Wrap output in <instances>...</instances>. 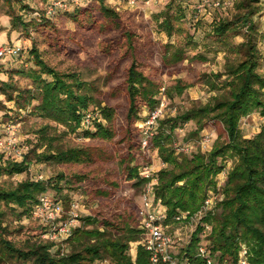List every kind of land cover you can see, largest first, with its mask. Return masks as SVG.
<instances>
[{
    "label": "rangeland",
    "instance_id": "1",
    "mask_svg": "<svg viewBox=\"0 0 264 264\" xmlns=\"http://www.w3.org/2000/svg\"><path fill=\"white\" fill-rule=\"evenodd\" d=\"M101 1L117 14V19L100 14ZM55 2H64L66 7L61 11L60 4H54L58 9L48 14V5ZM177 7L184 18L176 23L179 32L169 39L156 19L166 11L173 14ZM244 15L255 24L253 37L261 56L257 72L264 77V0H0V51L4 52L0 57V84L13 86L12 96L25 97L20 99V108L0 95V143L4 145L0 168L25 157L30 164L23 174L0 176V187L12 190L21 182L40 180L47 186L45 195L61 203L62 214L54 222L57 227L68 223L73 214L77 216L70 239L60 236L50 241L51 225L34 213L23 214L22 209L1 205L3 239L20 249L53 243L52 253L63 256L82 252L100 241L95 231L102 232L104 239H114L122 238L129 228L140 230L139 209L145 196L153 195L157 173L172 169L163 164L151 143L144 146V142L156 134L162 122L213 103L215 98H229L224 86L226 66L244 59L242 44L247 41L248 29L238 20ZM18 18L27 26L20 25ZM221 21L233 22L236 28L217 37L213 28ZM127 34L132 36L130 42ZM188 39L195 45L189 46ZM12 47L20 49L13 57L7 54ZM178 48L184 56L174 61L171 53ZM32 49L49 68L77 76L97 104L115 112L113 140L86 138L83 130L70 134L63 126L33 113L40 104L39 93L33 81L21 73L39 71ZM131 54L139 70L155 84L159 104L149 112L140 103L139 120L128 123L126 76ZM42 78L52 80L47 75ZM26 91L36 98L29 105ZM151 113L158 115L153 128L147 125ZM263 123L257 113L243 118L239 124L241 137L253 138ZM227 144L222 124L210 116L203 121L202 130L195 121L178 123L170 147L178 158H191L195 154L208 156L214 147ZM71 148L85 149L90 161L62 165L35 159L37 154ZM237 163V155L228 150L218 159L223 171L216 177V191L208 192L217 205L224 200L228 173ZM131 168H137L139 175L150 181L135 187L128 177ZM76 176L82 181L74 180ZM215 212L219 216L222 208H215ZM199 219L167 225L175 255L186 250ZM75 230L79 233L74 234ZM142 238L141 234L138 241L130 243L128 255L132 261ZM95 264L110 261L105 257Z\"/></svg>",
    "mask_w": 264,
    "mask_h": 264
},
{
    "label": "trees",
    "instance_id": "2",
    "mask_svg": "<svg viewBox=\"0 0 264 264\" xmlns=\"http://www.w3.org/2000/svg\"><path fill=\"white\" fill-rule=\"evenodd\" d=\"M173 14L166 11L160 14L159 28L167 38H172L179 28V23L184 15L177 7ZM100 14L107 19H117V14L99 3ZM161 21L159 22V19ZM19 20V18H18ZM247 27V41L242 44L244 59L226 66L227 80L224 86L228 88L229 98H215L213 103L197 109L190 110L183 115L167 122H162L151 144L158 150L160 159L164 165L172 169H161L157 173V182L153 186L155 199L166 208V225L176 224L174 218L179 212L194 215L200 211L209 191H216V177L222 173L223 166L218 164V159L225 156V152L232 151L238 157L237 165L228 173L224 188V200L217 207L222 208L219 216L216 212H209L201 219V224L210 225L211 231L205 241H209L208 249L212 255L222 261L231 259L236 263L239 252L244 246L247 250L248 264H264V123L259 133L250 139H243L239 132L240 121L253 113L259 114L264 121V77L257 72L260 65V52L253 37L255 24L244 15L238 19ZM20 25H27L19 20ZM15 26V24H13ZM233 22L221 21L213 28L217 37H223L236 27ZM127 41L132 36L127 34ZM264 39V35H262ZM188 45L195 43L188 39ZM133 47L130 45V51ZM33 57L39 67V71L21 72L30 78L36 86L40 97V104L34 108L39 117L63 126L68 133L75 134L83 130L86 138L111 141L114 139L113 125L115 112L106 107H101L84 90L85 85L73 74H61L49 68L37 51L32 49ZM180 48L171 53L174 61L183 59ZM47 75L52 78L47 81L42 78ZM214 87V84H211ZM126 88L128 95V110L126 121L132 123L139 120L141 103L152 112L158 106L155 99L157 95L155 84L150 81L140 70L136 60L131 54V64L127 71ZM10 90V92H9ZM13 86L0 84V95L7 97L8 102H15L20 108V99L24 96L18 94L12 96ZM27 104L36 98L31 91H26ZM93 107L90 111V107ZM87 112L97 114L100 118L95 120L88 129L82 126L83 115ZM218 119L222 124L228 138L225 147H214L208 156L195 154L191 158L182 156L178 158L170 147L173 132L178 123L185 124L195 121L199 130L203 129V121L208 117ZM104 121V123H103ZM93 128L92 130H90ZM168 129V130H167ZM39 163L54 162L57 164H84L90 161L88 152L81 148H71L65 151L56 150L49 153H41L35 156ZM29 161L25 157L21 162L10 163L5 168H0V176L20 175L29 167ZM128 177L133 180L135 187L147 184L150 180L142 178L137 168L128 170ZM78 183L82 178H73ZM57 188V187H56ZM47 186L42 181H25L12 190L0 187V206H14L22 209L23 214L33 213L38 204V198L45 194ZM3 212L0 210V263L2 264H95L108 257L110 264H150L149 254L143 246H137L135 261L128 255L131 242L138 241L141 230L129 228L122 238L104 239L102 232L95 231L94 235L100 241L86 247L82 252H72L60 256L53 254V243H40L27 249H20L3 239L5 228L3 224ZM88 222H94L88 219ZM204 228L198 225L193 232L191 241L180 257L188 259L190 264H206L197 257V249L201 243L200 235ZM78 234L79 230H75ZM70 239V238H69Z\"/></svg>",
    "mask_w": 264,
    "mask_h": 264
},
{
    "label": "built area",
    "instance_id": "3",
    "mask_svg": "<svg viewBox=\"0 0 264 264\" xmlns=\"http://www.w3.org/2000/svg\"><path fill=\"white\" fill-rule=\"evenodd\" d=\"M54 4H60L61 11L64 10V5L66 7L64 2L51 3L48 5V14L54 13L55 10L58 9L54 8ZM19 52V48L12 47L7 49V54L11 57L18 55ZM3 55L4 52L0 51V57ZM157 118L158 115L156 113H151L148 118L149 120L147 121V125L153 128ZM95 120H99V116L97 114H93L92 112L85 113L83 115L82 121L83 128L88 129ZM151 140L152 138L148 136L144 142V146H148V144L151 143ZM3 149L4 145L0 143V151ZM39 179L42 178L40 177ZM216 206L217 203L215 202L212 193L207 194L204 205L198 213L191 216L189 213L179 212V214L174 218V221L176 222V225L184 223L187 224L197 218H200L196 228L198 225H201L204 228L200 237L202 236V239L205 240L211 231V227L207 224H201V219L209 212L214 213ZM62 211L63 210L60 202L50 199L45 194H42L38 198V204L34 208L33 213L46 225H51V231L49 233L50 241H54L60 236L65 237L68 240L72 235L73 222L77 217L75 214H73V218H71L68 223L59 224L58 227L54 224V222L61 216ZM139 220V227L143 238L142 242H139L137 246H143V248L148 252L150 264H190L188 259L173 253L172 238L166 231L167 225L165 222L167 220V211L166 208L155 199L154 193L153 195L147 194L145 196L143 205L139 209ZM196 256L203 259L206 264H248L247 250L244 246H242L239 252V259L236 263H234V261L231 259L220 261L216 255L211 254L210 250L208 249V244H204L202 241L198 246Z\"/></svg>",
    "mask_w": 264,
    "mask_h": 264
}]
</instances>
